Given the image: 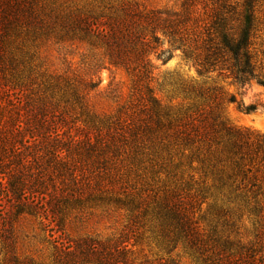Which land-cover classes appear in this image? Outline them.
I'll use <instances>...</instances> for the list:
<instances>
[{
	"label": "trees",
	"instance_id": "trees-1",
	"mask_svg": "<svg viewBox=\"0 0 264 264\" xmlns=\"http://www.w3.org/2000/svg\"><path fill=\"white\" fill-rule=\"evenodd\" d=\"M94 1L0 0V200L10 220L40 223L53 264H137L129 247L143 232L193 264H264V139L211 115L236 103L215 86L181 83L189 102L177 108L149 86L151 57L165 64L179 51L198 77L264 90L253 50L264 0H176L169 8ZM43 41L83 45L82 64L122 70L129 101L97 114L94 81L37 75L27 49ZM96 213L116 216L121 229L65 237L67 221ZM7 215L0 211V237L12 241ZM4 264L35 263L15 256Z\"/></svg>",
	"mask_w": 264,
	"mask_h": 264
},
{
	"label": "rangeland",
	"instance_id": "rangeland-1",
	"mask_svg": "<svg viewBox=\"0 0 264 264\" xmlns=\"http://www.w3.org/2000/svg\"><path fill=\"white\" fill-rule=\"evenodd\" d=\"M62 3L64 0H57ZM112 1V0H109ZM144 8L175 7L176 0H135ZM94 0H76L75 3L86 5ZM259 19L261 25L254 39L253 50L256 60L264 75V6L260 9ZM166 48V46L164 47ZM85 46H55L49 42H41L37 48H28L29 55H33L30 66L37 75L43 79L48 77L67 78L79 76L95 82L96 89L89 94V106L97 114L112 115L116 109L127 103L130 99V78L119 69L111 67L100 68V62L82 64V54ZM152 80L149 86L152 96L162 105L173 108L185 106L189 101L180 90L181 83H190L199 86L219 88L222 94H231L235 97V104L221 103L211 115H218L220 120L232 128L247 130L264 139V90L261 86L251 81L243 89L238 90L229 80L216 78L215 74L198 77L195 68L190 62L184 61L179 51L173 52L172 57L165 64L154 61ZM256 104L257 110L250 114L240 112L236 105ZM208 101L209 107L214 106ZM208 111V108L205 109ZM153 188H156L154 185ZM0 211L7 215L8 204L0 200ZM11 215V214H10ZM5 216L6 219L12 216ZM69 220V219H68ZM117 222V223H116ZM117 217H104L98 213L84 220L67 221L64 228L66 238L75 239L81 236L108 237L118 232L121 227ZM12 241L0 237V264H4L9 257L27 258L35 264H53L52 238L43 230L40 223L30 217L13 220L11 218ZM248 229L250 226L245 225ZM11 240V239H10ZM130 251L136 263L148 262L152 264H193L191 258L178 248L172 252L164 249L155 242L147 232L137 233L131 240Z\"/></svg>",
	"mask_w": 264,
	"mask_h": 264
}]
</instances>
